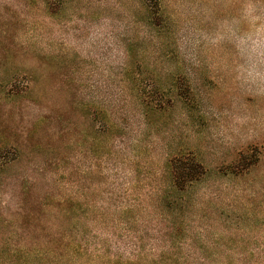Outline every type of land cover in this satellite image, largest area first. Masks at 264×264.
I'll return each instance as SVG.
<instances>
[{"label":"rangeland","instance_id":"374dc122","mask_svg":"<svg viewBox=\"0 0 264 264\" xmlns=\"http://www.w3.org/2000/svg\"><path fill=\"white\" fill-rule=\"evenodd\" d=\"M49 193L126 264H264V0H0V264Z\"/></svg>","mask_w":264,"mask_h":264},{"label":"trees","instance_id":"16d2710c","mask_svg":"<svg viewBox=\"0 0 264 264\" xmlns=\"http://www.w3.org/2000/svg\"><path fill=\"white\" fill-rule=\"evenodd\" d=\"M143 1L152 13H157L159 0ZM169 166L172 184L178 191H183L204 174L201 164L192 156L174 158L170 160ZM57 196L52 193L37 196L39 211L44 215H50V212L53 214L37 220L39 230L35 237L33 264H126L119 255L103 250L108 239L93 241L88 235H83L77 217L79 206L74 198L62 201ZM176 256L149 254L148 258L157 262L155 264H170L172 260L187 264L184 261L192 259L188 255Z\"/></svg>","mask_w":264,"mask_h":264}]
</instances>
